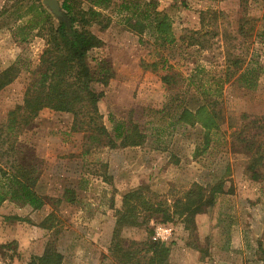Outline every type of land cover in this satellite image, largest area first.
I'll return each instance as SVG.
<instances>
[{"label": "rangeland", "instance_id": "1", "mask_svg": "<svg viewBox=\"0 0 264 264\" xmlns=\"http://www.w3.org/2000/svg\"><path fill=\"white\" fill-rule=\"evenodd\" d=\"M32 2L23 0L15 14L12 1L0 0V73L12 65L17 69L16 78L0 91V123L22 104L45 48L36 31L20 42L26 31L19 28L36 15ZM94 2L78 0L76 7L87 9ZM124 4L164 14L173 41L162 45L149 29H136ZM95 8L109 24L91 28L104 43L92 56L107 60L114 72L107 86L95 88L103 92L98 123L112 136L117 124L133 122L146 139L136 147H109L93 127L78 130L71 114L43 109L21 133L18 147L23 155L35 156L40 166L35 191L52 201L38 210L8 201L0 206V264H27L47 244L63 255L62 264H121L110 253L116 240L134 262L132 252L154 242L158 225L170 229L159 242L169 249L166 264H264V168L257 161L251 167L257 150L264 155V72L252 90L235 81L225 84L214 107L211 96L192 89L183 103L175 102L177 108L169 102L195 69L201 70L209 95L212 75L223 71L225 52L239 54L243 42L264 66V43L256 35L264 0H104ZM26 12L29 17L18 21ZM241 26H253L254 35L241 37ZM164 62L165 72L175 75L169 86L161 82V72L141 67L158 63L161 68ZM185 108L190 115L183 119ZM134 191L141 200L160 204L167 220L160 221L161 212L150 215L137 208L133 223L116 227L125 211L123 196ZM52 212L53 220L45 222ZM110 221L109 233L99 237ZM148 256L141 250L135 259L146 264Z\"/></svg>", "mask_w": 264, "mask_h": 264}, {"label": "trees", "instance_id": "2", "mask_svg": "<svg viewBox=\"0 0 264 264\" xmlns=\"http://www.w3.org/2000/svg\"><path fill=\"white\" fill-rule=\"evenodd\" d=\"M15 14L21 11L23 0H10ZM36 4V15L30 20L23 22L19 28L20 31H26L20 35V42L26 41L29 32L36 31V36L45 41V48L40 56L39 64L32 73V77L27 84L22 104L10 110L4 123H0V206L8 201L16 205L30 206L38 210L52 200L40 196L35 191L36 182L40 176V166L34 158L29 157L19 149L18 142L23 131L29 128L38 114L43 109H48L56 113H66L73 116V122L82 129L86 127L96 132L98 136L107 138V146L136 147L144 143L146 135L133 122H120L112 130V136L108 134L103 124L98 123L102 116L98 111V103L103 96V92H97L96 86L105 87L113 78L114 72L111 64L103 59L92 56L104 46V43L94 33L91 28L94 25L101 29L108 27L106 16L102 14L98 7L104 0H94V4H89L87 9L76 7L78 0H62L59 3L61 17L54 16L51 11L40 1L33 0ZM242 4L246 0H240ZM29 5V4H26ZM130 14V18L135 19L134 27L140 32L149 29L157 38L155 41L161 42L162 45L170 44L173 40L168 31L166 16L160 12L149 11L148 8L136 5L133 10L123 5ZM29 7H27L28 9ZM29 17L28 12L18 16L17 20ZM128 19V18H127ZM262 22L260 31L256 34L261 42L264 43V12L260 19ZM249 22H244L248 24ZM254 27L248 29L240 27L238 34L245 37L247 33L253 32ZM254 35V32H253ZM252 36L250 34L249 38ZM243 42L239 54H230L225 52L223 71L220 75H212L211 93L208 95L204 92L202 78L199 76V69H195L189 75L179 96L171 99L170 106L175 107V102L183 103L184 96L194 93L201 96L212 97V107L218 104L222 88L225 84L235 81L242 88L247 90L255 89L258 80L264 72V66L255 58L254 52L249 54L248 47ZM249 46V44H248ZM141 67L151 68L160 75V80L165 85L175 83V75L165 72V62L161 68L158 63L141 64ZM170 68V67H169ZM168 68V69H169ZM16 66L12 65L0 73V91L10 84L16 78ZM180 97V98H179ZM193 98V97H192ZM187 109H183L181 118L186 119L189 116ZM212 117L216 118L217 114L212 111ZM245 149H252L249 142H244ZM20 155L22 157H20ZM257 155V156H256ZM256 157V158H255ZM259 162L258 167L264 168V155L261 150L254 153V163ZM252 171H255L252 169ZM254 175H256V172ZM70 193V191H67ZM190 194V193H189ZM72 197V196H71ZM69 197L66 201L71 202ZM124 213H119L116 227H120L123 222L131 221L137 208L147 211L150 215L161 212V220H167V212L160 206H154L148 201L141 200L137 191L129 192L123 196ZM60 202V200H56ZM179 207L185 206L183 202H178ZM195 211H191L194 214ZM53 212L48 214L45 222L50 223L53 220ZM143 223L144 220H141ZM46 226L45 229H50ZM9 243L3 247H10ZM150 254L146 258V264H166L169 249L163 243L153 242L145 244L143 249H135L132 252L134 262H131L129 250L122 248L121 243L116 240L112 242L110 253L119 258L121 264H140L139 258L135 259L141 253ZM63 255L51 244H47L40 256H31L27 264H62ZM131 263H130V262Z\"/></svg>", "mask_w": 264, "mask_h": 264}, {"label": "built area", "instance_id": "3", "mask_svg": "<svg viewBox=\"0 0 264 264\" xmlns=\"http://www.w3.org/2000/svg\"><path fill=\"white\" fill-rule=\"evenodd\" d=\"M170 235V229L165 226H156L154 228L153 233V241L154 242H163L165 241Z\"/></svg>", "mask_w": 264, "mask_h": 264}, {"label": "water", "instance_id": "4", "mask_svg": "<svg viewBox=\"0 0 264 264\" xmlns=\"http://www.w3.org/2000/svg\"><path fill=\"white\" fill-rule=\"evenodd\" d=\"M42 4L46 6L56 17H61V11L57 0H43Z\"/></svg>", "mask_w": 264, "mask_h": 264}, {"label": "crops", "instance_id": "5", "mask_svg": "<svg viewBox=\"0 0 264 264\" xmlns=\"http://www.w3.org/2000/svg\"><path fill=\"white\" fill-rule=\"evenodd\" d=\"M116 186H119L118 184L116 185ZM104 219H106V218H104ZM111 223V224H110ZM110 223H108V226H107V224L106 225H103L102 226V231L100 230V232H99V237L102 235V236H104V235H107V233H109V230H110V228H109V225H112L113 226V222L112 221H110ZM104 224H105V220H104ZM112 226H111V230H112ZM108 231V232H107ZM103 239H104V237H103ZM101 242H102V239H101ZM103 243V242H102Z\"/></svg>", "mask_w": 264, "mask_h": 264}]
</instances>
